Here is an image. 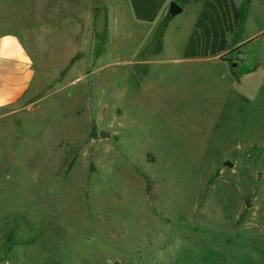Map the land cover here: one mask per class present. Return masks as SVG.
<instances>
[{
    "label": "rangeland",
    "instance_id": "obj_1",
    "mask_svg": "<svg viewBox=\"0 0 264 264\" xmlns=\"http://www.w3.org/2000/svg\"><path fill=\"white\" fill-rule=\"evenodd\" d=\"M252 1L227 60L161 62L108 43L111 0H0V36L23 37L36 71L22 108L0 109V264H264Z\"/></svg>",
    "mask_w": 264,
    "mask_h": 264
},
{
    "label": "crops",
    "instance_id": "obj_2",
    "mask_svg": "<svg viewBox=\"0 0 264 264\" xmlns=\"http://www.w3.org/2000/svg\"><path fill=\"white\" fill-rule=\"evenodd\" d=\"M111 1L112 37L108 43L117 46L123 42L119 36L122 33L123 53H138L146 48L149 53L168 57L161 62H224L227 60L224 57L232 51L233 37L241 24L247 21L246 12L253 6L252 0ZM173 3L180 6V12L171 14ZM65 33L67 49H81L80 45L72 42L69 28ZM125 63L137 64L138 61ZM235 63L233 59L232 64ZM35 76L28 42L15 31L1 35L0 109H7L9 113L21 109L31 96Z\"/></svg>",
    "mask_w": 264,
    "mask_h": 264
},
{
    "label": "water",
    "instance_id": "obj_3",
    "mask_svg": "<svg viewBox=\"0 0 264 264\" xmlns=\"http://www.w3.org/2000/svg\"><path fill=\"white\" fill-rule=\"evenodd\" d=\"M181 11V8H180V6L178 5V4H176V3H173L172 5H171V14H176V13H178V12H180ZM101 137L102 138H107V137H110V134H108V133H106V132H102L101 133ZM234 164L232 163V162H227L226 163V166H230V167H232ZM259 176H261V173H259L258 174Z\"/></svg>",
    "mask_w": 264,
    "mask_h": 264
},
{
    "label": "trees",
    "instance_id": "obj_4",
    "mask_svg": "<svg viewBox=\"0 0 264 264\" xmlns=\"http://www.w3.org/2000/svg\"><path fill=\"white\" fill-rule=\"evenodd\" d=\"M17 230V229H16ZM5 243L9 246V245H17V244H21L22 242H20L17 237H16V234L15 233H10L8 236H7V239L5 241Z\"/></svg>",
    "mask_w": 264,
    "mask_h": 264
}]
</instances>
